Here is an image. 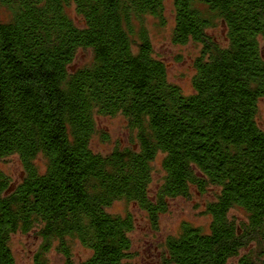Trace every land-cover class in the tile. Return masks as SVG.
Instances as JSON below:
<instances>
[{
    "label": "trees",
    "instance_id": "16d2710c",
    "mask_svg": "<svg viewBox=\"0 0 264 264\" xmlns=\"http://www.w3.org/2000/svg\"><path fill=\"white\" fill-rule=\"evenodd\" d=\"M166 1L0 0V160L22 166L16 179L0 168V264H16L11 238L29 232L33 264L51 250L62 264H124L135 217L111 204L135 203L157 228L192 192L208 195L207 226L181 221L161 263L264 264V0H171L172 42L200 45L189 93L146 25L166 24ZM79 49L91 57L71 68ZM116 114L134 136L94 150L96 116Z\"/></svg>",
    "mask_w": 264,
    "mask_h": 264
},
{
    "label": "rangeland",
    "instance_id": "374dc122",
    "mask_svg": "<svg viewBox=\"0 0 264 264\" xmlns=\"http://www.w3.org/2000/svg\"><path fill=\"white\" fill-rule=\"evenodd\" d=\"M165 16L166 24L162 26H158L153 17L146 19L154 52L166 63L168 79L180 85L185 93H189L192 91L193 60L199 53L200 45L193 41L184 44L172 42L173 7L171 0L166 1ZM0 18L4 19L2 8H0ZM207 31L219 37L222 32L221 24L217 21L216 26L209 28ZM90 57L91 52L89 49H79L70 67L75 68L87 62ZM257 119L261 124H264V97L260 98L258 102ZM95 120L97 132L93 135L90 145L96 151L105 152L115 145H126L134 136L121 114L114 116L98 115ZM0 168L12 179L18 178L22 173L21 162L16 154H11L0 160ZM160 178L161 166L160 157L158 156L154 161L152 190L157 187ZM207 196V194L200 195L192 192L190 198L176 197L171 199L169 209L160 216L157 228L151 227L145 211L135 203H125L121 200L114 201L108 208L110 211L124 213L128 210L135 217V227L131 232L132 256L126 259L124 264H162L161 252L164 240L168 234L178 230L183 220L206 228L208 217L202 210ZM231 213H237V211L231 210ZM39 243L40 238L33 232L14 234L10 244L16 264H33L32 256ZM73 249L76 257H85L89 254V250L78 242H75ZM48 257L52 264H62L61 256L54 250L48 253ZM235 261L236 257H232L229 259V264H234Z\"/></svg>",
    "mask_w": 264,
    "mask_h": 264
}]
</instances>
